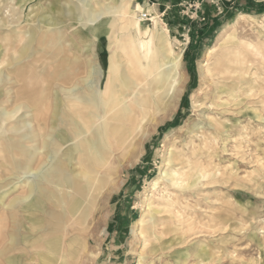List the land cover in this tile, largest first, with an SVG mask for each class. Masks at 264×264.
<instances>
[{
    "label": "rangeland",
    "instance_id": "1",
    "mask_svg": "<svg viewBox=\"0 0 264 264\" xmlns=\"http://www.w3.org/2000/svg\"><path fill=\"white\" fill-rule=\"evenodd\" d=\"M235 1L173 0L166 10L170 4L156 0H68L64 7L75 8L81 20L63 19L44 29L48 41L43 47L35 21L43 16L50 21L40 9L53 0H0V137L21 143L19 162L29 167L2 174L12 186L0 191V264H38L28 247L37 239V224L28 215L14 214L11 206L30 195L26 185H37V174L46 173L62 155L54 146H43L55 134V103L65 100L72 87L84 88L88 71L69 84L48 83L46 76L68 73L76 59L94 58L100 85L111 57H139L152 65L153 79L142 89L158 97L150 100V120L137 138L141 144L115 153L105 169L107 184L93 216L104 222L97 231L85 227L90 243L70 264H264V14H247ZM155 16L167 29V40L152 38L158 36ZM17 20L22 25L11 24ZM136 22L148 33L140 37ZM111 23L113 28L101 35L100 28ZM227 26L231 30L223 41ZM30 32L34 52L21 59ZM13 36L25 39L22 46L7 41ZM141 41L147 43L143 49ZM214 47L217 51L209 55ZM170 50L183 52L179 83L159 91L162 82L153 80L167 73L160 66ZM38 89L47 90L45 111L27 98ZM37 113L46 114L44 137L38 140ZM205 166L207 179L189 189ZM166 170L184 173L185 183L182 189H168L171 214L149 216V222L163 218L168 234L145 244L138 223L148 204L167 194L168 177L153 190Z\"/></svg>",
    "mask_w": 264,
    "mask_h": 264
},
{
    "label": "bare ground",
    "instance_id": "2",
    "mask_svg": "<svg viewBox=\"0 0 264 264\" xmlns=\"http://www.w3.org/2000/svg\"><path fill=\"white\" fill-rule=\"evenodd\" d=\"M29 1L33 0H22L20 3L24 4ZM67 3L68 0H53L50 5L41 6V12L47 13L45 15H51L52 18L50 21H45V16H43L41 20L35 21L38 29V44L45 46L43 41L46 40V36L43 35V30L60 25L61 23L58 21L63 19L81 20L75 8L64 7V4ZM86 3H83V8L88 6ZM247 17L254 19L253 16L248 15ZM137 20L139 21L138 18ZM13 23L22 25L20 20L12 21L11 24ZM136 24L138 26L137 33L140 37L148 33L140 27V23L136 22ZM112 28V23L104 24L100 28L101 35ZM153 28L158 35L153 34V39L154 37L163 40L168 39L167 34H165L167 29L165 30V26L158 16L153 18ZM230 30L231 26H227L223 32L222 40H226ZM29 34L31 40L21 50L19 56L21 59L31 57L34 52L32 45L35 39H33V33L30 32ZM56 37L61 38V34H57ZM13 39L17 40L18 45L25 40L21 36H13V38H7V41L10 42ZM47 41L44 42L47 43ZM140 44L142 49L147 45L144 41H141ZM217 49L218 47L211 48L208 51L209 55H213ZM170 52L171 55L164 57L163 64L160 66V70L167 71V73L162 77H155L153 80V82H162L161 87L157 89L159 91L167 83L175 85L179 83L183 52L178 55L171 50ZM85 68L88 73L84 88L72 87L69 89L70 91L68 90L69 96L65 100L59 98L56 100L53 117L55 134L53 133L49 143L45 142L43 145L49 149L52 146L56 147L62 155L59 159L56 158L55 164H52L46 173L42 176L37 174V178L42 182H37L35 186L31 183L26 185L30 195L18 205H14L18 201L15 200L11 206V211L14 214L28 215V220L37 224V239L28 247L31 253L37 257L38 264H70L72 260L78 258L82 250L86 249L90 243V237L85 235V227L88 226L89 229L92 227L94 231H97L104 222L103 217L94 220L93 216L103 188L107 184L105 169L112 165L115 153L133 147L135 144H141L137 138L142 125L147 124L150 120V106H152L150 100L153 101L158 97L157 92L156 95L148 90H143L153 79L154 71L152 65H144L139 57H111L109 71L100 85L101 77L96 69L94 58L88 59L86 62L76 59L68 73L49 74L45 79L48 83L52 81L69 84L76 80ZM27 87L32 88V83L29 82ZM23 91L25 93L28 89L25 87ZM170 92L171 90L164 97ZM179 93L180 90L173 92L171 100L174 101ZM46 94V89H38L36 94L32 92L27 94V98L37 109L45 111ZM45 115L37 113V140L44 137ZM62 125L64 127H61ZM23 149L20 142L11 143L0 137V191L12 186L11 182H7V178L2 179L3 173L16 174L20 169H29L27 166L23 168L19 162L23 156ZM202 171L204 173L192 181L191 185L188 184L189 189L192 187L194 189L199 185V180L207 179V174L210 173H208L206 166L201 169ZM184 176V173L179 174L175 171L166 170L160 179L154 183L153 190L155 191L164 181V178L168 177L167 185H165L167 194L159 197L160 199L158 202L155 201L156 203L150 202L147 206V212L138 223V226L141 227L139 235L144 239L145 244L149 243L152 237L160 240L162 235L168 234L163 218H156L149 222V216L152 217L153 213L156 215L171 214L169 208H173V202L170 201L172 195L168 189H182L183 183H185ZM49 186L56 187L58 191H53ZM45 207L50 208L46 209ZM11 262L18 264L17 260Z\"/></svg>",
    "mask_w": 264,
    "mask_h": 264
},
{
    "label": "trees",
    "instance_id": "3",
    "mask_svg": "<svg viewBox=\"0 0 264 264\" xmlns=\"http://www.w3.org/2000/svg\"><path fill=\"white\" fill-rule=\"evenodd\" d=\"M235 5L237 9L250 15L264 14V4L258 5L254 0H237Z\"/></svg>",
    "mask_w": 264,
    "mask_h": 264
},
{
    "label": "crops",
    "instance_id": "4",
    "mask_svg": "<svg viewBox=\"0 0 264 264\" xmlns=\"http://www.w3.org/2000/svg\"><path fill=\"white\" fill-rule=\"evenodd\" d=\"M158 4L166 5L169 3L170 5L166 6V10H170V6H173L171 2L173 3V0H156ZM156 5V4H155Z\"/></svg>",
    "mask_w": 264,
    "mask_h": 264
},
{
    "label": "built area",
    "instance_id": "5",
    "mask_svg": "<svg viewBox=\"0 0 264 264\" xmlns=\"http://www.w3.org/2000/svg\"><path fill=\"white\" fill-rule=\"evenodd\" d=\"M142 20L147 21L148 20V15L147 14H143L142 15Z\"/></svg>",
    "mask_w": 264,
    "mask_h": 264
}]
</instances>
